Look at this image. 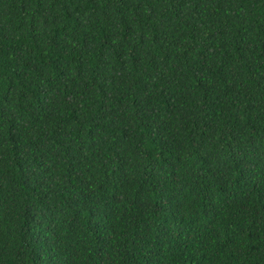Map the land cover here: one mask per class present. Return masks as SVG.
Listing matches in <instances>:
<instances>
[{
    "label": "trees",
    "instance_id": "trees-1",
    "mask_svg": "<svg viewBox=\"0 0 264 264\" xmlns=\"http://www.w3.org/2000/svg\"><path fill=\"white\" fill-rule=\"evenodd\" d=\"M0 264H264V0H0Z\"/></svg>",
    "mask_w": 264,
    "mask_h": 264
}]
</instances>
